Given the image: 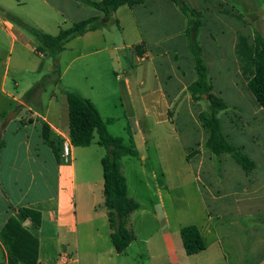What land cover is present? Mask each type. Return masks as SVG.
<instances>
[{
  "label": "crops",
  "instance_id": "0c3cea01",
  "mask_svg": "<svg viewBox=\"0 0 264 264\" xmlns=\"http://www.w3.org/2000/svg\"><path fill=\"white\" fill-rule=\"evenodd\" d=\"M182 2L199 11L201 24L192 35L190 18L177 3L145 0L121 5L106 25L71 39L79 41L71 62L80 60L85 70L75 85L81 89L74 90L93 101L109 131L132 140L136 150L121 158V167L127 192L138 202L132 214L137 238L117 253L97 136L89 146L72 144L65 160V93L45 97L40 87L26 95L40 79L23 84L14 70L24 64L11 55L17 44L30 48L23 23L56 36L103 12L82 0H0V263L264 264V108L247 92L255 35L264 36V23L255 22L264 18V0ZM196 45L212 92L226 104L218 113L222 133L253 160L250 171L233 153H214L206 145L209 131L199 115L210 100L189 90L198 78ZM110 92L124 112L112 110L118 105ZM228 98L248 105L229 104ZM25 208L33 213L21 218ZM187 225L198 227L206 245L191 255L180 234ZM23 230L37 241L35 251ZM24 243L35 263L17 260Z\"/></svg>",
  "mask_w": 264,
  "mask_h": 264
},
{
  "label": "trees",
  "instance_id": "16d2710c",
  "mask_svg": "<svg viewBox=\"0 0 264 264\" xmlns=\"http://www.w3.org/2000/svg\"><path fill=\"white\" fill-rule=\"evenodd\" d=\"M83 2L93 5L103 12L102 16H93L74 23L71 27L60 30L56 35H50L35 26L23 23L22 25L35 36L40 42V46L35 50L42 52L44 55L55 57L65 49L66 44L74 37L82 35L88 31L96 30L111 21L113 13L124 4L136 5L145 0H82ZM177 3L181 10L190 18L191 27L188 34L192 35L201 22L198 19L199 11L191 8L182 0H172ZM196 50V66L198 78L190 86L189 90L193 93L194 98H203L207 95L210 100V111L201 112L200 118L205 128L209 131L206 145L214 153L231 152L237 161L246 171L254 167L253 160L230 142L223 135L219 111L226 108V104L212 92V86L207 80L206 67L200 56L198 45ZM254 74L248 81V88L254 94L259 104L264 108V36L261 33L255 35L254 48ZM53 73H59L57 64ZM59 80V79H58ZM50 75L44 76L43 79L36 83L26 92L30 94L37 88H42L48 82H51ZM68 102L70 139L74 146H89L97 136V143L106 148V153L101 159L104 177V207L107 212L108 224L110 228V238L117 253H123L126 248L136 240L137 235L132 225V214L138 208V202L127 192L126 177L121 167V158L125 155H134L136 150L134 143H126L122 136L113 135L107 126L106 121L102 118L99 109L89 98L84 97L75 90H64ZM43 135L49 139V126L43 123ZM32 210L25 208L21 210L20 217L24 218L32 214ZM35 245L37 241L29 231H22ZM181 238L187 254H195L205 249L204 239L196 225H187L181 228ZM31 245L19 244L17 260L29 261L35 263L36 254L31 255ZM31 255V257H30ZM16 260V261H17ZM14 260L10 259L9 263ZM6 264V263H0Z\"/></svg>",
  "mask_w": 264,
  "mask_h": 264
},
{
  "label": "rangeland",
  "instance_id": "374dc122",
  "mask_svg": "<svg viewBox=\"0 0 264 264\" xmlns=\"http://www.w3.org/2000/svg\"><path fill=\"white\" fill-rule=\"evenodd\" d=\"M253 5L255 8H258L260 6L259 2H255L253 3ZM262 6L264 7V5ZM255 22H256V27H259L260 23H264V18L256 19ZM257 33H260V32H257ZM28 36L30 37V48L24 47L22 45L20 46L17 44L15 49L11 53L14 63L17 64V62H22L24 64V67L22 69H18V67H15V70H14L15 74L18 75L22 80H24L23 84L38 81L39 79L41 81L44 76L50 75V78L52 77L51 78L52 81L48 82L47 84H45L44 87L40 88L41 91L43 92L45 91L44 93L45 97L49 96V94H51L52 92H57L58 94H60L61 92L64 93V90L66 89L74 90L75 89L74 87L77 88V86H75L76 83H80L78 73L82 70L83 66L79 64L80 60L74 63H72L71 61L75 53L79 51V43H78L79 41L77 42L75 40L73 41L70 40L66 44L65 49L61 51L59 54H57L56 59H55V57H52L49 55H42L41 52L32 50L31 49L32 47L36 48L40 46V42L30 32L28 33ZM56 64H57V69L59 70V73L55 74L53 73V70L55 69ZM27 67H28V70L30 69L31 71L28 72L26 70ZM210 69L211 71L213 70V68H210ZM82 71L85 73V70H82ZM83 82L86 83V80L83 79ZM77 89H81V88H77ZM247 92H248L249 98L253 96L249 89H247ZM109 94H111L110 96L111 101H114L117 99V102H116V105H118L117 109L114 110V107L112 106V110L116 111V113L124 112L122 107L119 104L118 98L114 96L111 92ZM227 101L229 104H233V105H237L242 101H243L242 103L247 104L245 100H240V98H232V99L228 98ZM228 110H231V109H228ZM207 111H210V106L208 107ZM224 117L226 120L224 119ZM221 118H222L223 131L224 133L229 134V131L231 129L230 122L226 118L224 113L221 115ZM124 123H125V119L122 118L121 126ZM100 148L101 150H103L104 153H106L107 150L105 147L102 146ZM247 150H249V148ZM81 197H82V193L77 191L78 205H80ZM67 255L70 256L68 253ZM124 260L126 261V258ZM59 264H62V263L59 262ZM66 264H79V263L72 262L70 260ZM81 264H86L85 259L82 261ZM120 264H124V263H120Z\"/></svg>",
  "mask_w": 264,
  "mask_h": 264
},
{
  "label": "built area",
  "instance_id": "2783aa9c",
  "mask_svg": "<svg viewBox=\"0 0 264 264\" xmlns=\"http://www.w3.org/2000/svg\"><path fill=\"white\" fill-rule=\"evenodd\" d=\"M71 146V139L64 137L62 155L64 156L65 160H68L71 157Z\"/></svg>",
  "mask_w": 264,
  "mask_h": 264
},
{
  "label": "water",
  "instance_id": "95a60500",
  "mask_svg": "<svg viewBox=\"0 0 264 264\" xmlns=\"http://www.w3.org/2000/svg\"><path fill=\"white\" fill-rule=\"evenodd\" d=\"M13 115H15V112H13ZM8 117H10V115H8Z\"/></svg>",
  "mask_w": 264,
  "mask_h": 264
}]
</instances>
